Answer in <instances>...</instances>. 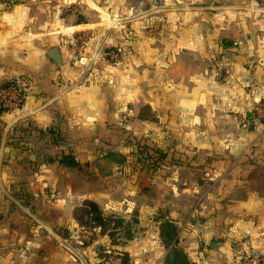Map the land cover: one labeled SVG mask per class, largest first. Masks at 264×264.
Listing matches in <instances>:
<instances>
[{
	"label": "crops",
	"instance_id": "1",
	"mask_svg": "<svg viewBox=\"0 0 264 264\" xmlns=\"http://www.w3.org/2000/svg\"><path fill=\"white\" fill-rule=\"evenodd\" d=\"M80 1L98 20L56 23L49 34L31 3L0 7V85L20 79L28 89L20 108L0 116V264H89L87 246L75 255L56 232L78 230L75 213L85 200L105 215L153 226L145 241L125 249L154 254L146 264H163L166 253L150 220L160 211L179 231L183 220L202 215L188 230L195 236L188 259L199 255V264L264 252V177L257 176L264 173V122L254 112L264 99V0H222L219 11L213 0L202 11L160 8L154 23L125 21V37L106 21L119 8ZM81 28L155 71L127 72L118 86L115 74L99 80L72 60L65 65L63 46L76 32L68 29ZM54 48L60 63L49 56ZM50 129L65 142L52 144ZM135 138L151 147L136 149ZM65 153L79 166L59 164Z\"/></svg>",
	"mask_w": 264,
	"mask_h": 264
},
{
	"label": "rangeland",
	"instance_id": "2",
	"mask_svg": "<svg viewBox=\"0 0 264 264\" xmlns=\"http://www.w3.org/2000/svg\"><path fill=\"white\" fill-rule=\"evenodd\" d=\"M94 2L97 1V4H100L101 6L104 5H111L113 7L119 8V12L117 15H114L111 19L108 17L106 21H113L115 25V28L117 30L122 29V36L125 37V32L127 34H131L129 31H125L124 23L130 18H141L146 19L150 21L151 23L156 22V16L157 12L160 8H179L184 7L185 10H190V8L197 7V11H202L204 7H210L209 1L210 0H93ZM99 1V3H98ZM212 1V0H211ZM31 3L36 11H37V18L38 22L42 23L44 25V28L42 32H45L49 34L52 31L50 30H56L59 29L56 23L63 24L64 22L66 24H69L72 21L75 22H84V21H97L98 16L93 13L92 11L87 9V4L85 5L80 0H0V7L9 8L12 7L14 4H28ZM227 3L226 1L222 0H213L212 7L217 8L216 11H219L221 6H224V4ZM89 4V2H88ZM91 5V4H89ZM92 6V5H91ZM55 7H59V12L55 13L53 10ZM201 8V9H199ZM222 9V8H221ZM178 10V9H177ZM60 18L59 20H57ZM122 25V26H121ZM122 27V28H121ZM68 33L71 31H76L70 33L69 36H67V42L64 43L63 46V59L65 61V65H70V61L76 64V67H78V70L84 69L85 74L88 73V75H96L99 77V80H102V77H106L108 74H115L117 75V84L118 86L120 84H123L124 82V75L127 72L132 71L133 74L141 71L145 67V69H152V71H155L153 67L150 66H143L142 63L139 61L130 60V57L128 54H125L124 46L123 45H117V46H107L106 44H100L99 41L102 40V38H98L97 35L99 32L97 30L89 29V28H81L78 31L68 29ZM65 32H61V34H67ZM104 32V31H103ZM106 32V31H105ZM74 33V34H73ZM96 35V36H95ZM99 37H101L99 35ZM93 38V41H90V39ZM90 41V42H89ZM135 45V46H134ZM139 46V43L137 41L132 42V47ZM84 59V62H83ZM79 65V66H77ZM151 71V70H150ZM106 79V78H103ZM147 112V111H145ZM257 116V115H256ZM258 123L261 122V119L258 118ZM136 140V149H148L150 148L151 144L143 142L142 139L135 138ZM133 143V141H131ZM144 143V144H143ZM143 144V145H142ZM156 145V144H154ZM144 146V147H143ZM157 146H154L152 149L155 150ZM46 160V158H44ZM157 164H154L156 166ZM258 177H264V173H259L257 175ZM197 210H200L199 208ZM196 215H199L196 213ZM195 217V216H194ZM202 215L198 217V221L185 219L183 220L184 223L182 225L184 226L181 231H179V244L178 247L181 248L185 254L188 255L187 248L190 247L194 243L195 236H189L188 232L191 230L193 225L200 224L199 221H201ZM195 219V218H194ZM133 225V234L135 235V238H142L143 241H145V237L147 236V233L152 230L153 226L149 224L146 221H140L138 222V219H134L130 221ZM113 224H116L115 222L111 223L110 226H113ZM182 227V226H181ZM85 229L87 227H84ZM89 228V227H88ZM87 228V229H88ZM81 227L78 225V231L75 233L67 230L66 228L60 227L56 232L60 234L62 237L66 238L71 245V247L74 249V254L77 255V253H82V246H87L86 250V261H88L89 264L95 263L100 264L102 263V258H99V254H102L103 256L108 255V261L104 264H146V261H148V256H155L154 254L149 253H130L126 251L128 245H130V242L134 241L127 240L126 234H127V227H119L118 230H116L118 233L117 238L109 236L108 238L106 235H102V232L98 231V235H92L89 238L82 236L80 233ZM189 230V231H188ZM148 231V232H147ZM108 233V232H107ZM68 234L71 236L67 238ZM199 245L205 246L206 240L202 238H198ZM92 242L93 244L87 245L88 242ZM52 245L54 248L58 245V241L53 239ZM96 246H99V251H95ZM111 250V251H110ZM115 250V251H114ZM118 250V251H116ZM165 255L168 252V249L165 248ZM120 254H119V253ZM73 255V253H72ZM74 255V256H75ZM164 255V258H165ZM204 256V255H203ZM192 259L189 260L191 264H199L198 257L199 255H192ZM257 257L260 264H264V252H255V251H245L240 252L234 256V259L232 261V264H249L250 258ZM163 258V260H164ZM189 258V257H188ZM162 260V261H163ZM125 262V263H123Z\"/></svg>",
	"mask_w": 264,
	"mask_h": 264
},
{
	"label": "trees",
	"instance_id": "3",
	"mask_svg": "<svg viewBox=\"0 0 264 264\" xmlns=\"http://www.w3.org/2000/svg\"><path fill=\"white\" fill-rule=\"evenodd\" d=\"M6 82H3L1 86H6ZM5 112V108L0 103V116L2 113ZM31 125L27 126H17L16 129H18L19 132H24L27 134V132L31 131ZM15 129V130H16ZM2 132V124L0 119V134ZM49 134L51 135L50 142L55 145H60L65 142V136L56 129H50ZM19 140L23 139L24 137H18ZM25 139V138H24ZM156 153L158 152L157 149L154 150ZM164 157V154H160L156 157V160H162ZM45 162H54L55 159L52 157H45ZM57 161L59 164L68 166V167H78L79 163L76 158V155L72 153H65L62 154L60 157L57 158ZM75 219L80 227H97L99 232H102V235H106L108 238L109 236L115 237L117 240L118 233H116L119 227L126 226L127 234L126 239L132 240L135 238V235L133 234V225L130 221H127L126 219L110 214L105 215L98 204L92 200H85L82 204V206L76 211L75 213ZM150 220L153 222H156L157 227L159 228L160 233V239L162 241V244L166 249H168L167 254L165 255V258L163 260V264H191L189 261L187 255L185 252L178 247L179 244V226L171 219L166 212H157L156 214H153L152 217H150ZM115 222L116 224H113V226H110L111 223ZM108 232V233H107ZM71 235L68 234L67 238ZM93 244L91 241L87 243V245ZM111 251V250H110ZM115 251V250H114ZM118 251V250H116ZM119 253V252H118ZM120 254V253H119ZM99 258H102V263L104 264L108 261V255L103 256L102 254L98 255ZM125 263V262H123Z\"/></svg>",
	"mask_w": 264,
	"mask_h": 264
},
{
	"label": "built area",
	"instance_id": "4",
	"mask_svg": "<svg viewBox=\"0 0 264 264\" xmlns=\"http://www.w3.org/2000/svg\"><path fill=\"white\" fill-rule=\"evenodd\" d=\"M219 72H221L219 70ZM6 86L0 85V103L5 108V112L17 110L20 108L25 94L28 91L27 84L20 79H9L6 81ZM254 112L258 118L264 122V99H259L255 103ZM78 231V230H77ZM82 236L90 237L92 235H98V228H84L79 230ZM249 264H260L257 257L250 258Z\"/></svg>",
	"mask_w": 264,
	"mask_h": 264
},
{
	"label": "water",
	"instance_id": "5",
	"mask_svg": "<svg viewBox=\"0 0 264 264\" xmlns=\"http://www.w3.org/2000/svg\"><path fill=\"white\" fill-rule=\"evenodd\" d=\"M49 56L55 60L56 62L60 63L61 62V55H60V51L57 48L52 49L51 51H49ZM219 244V242H212V247H216ZM97 251H99V246H96Z\"/></svg>",
	"mask_w": 264,
	"mask_h": 264
}]
</instances>
